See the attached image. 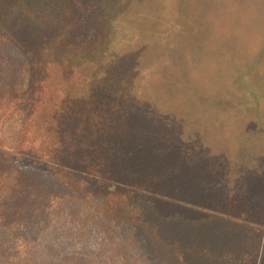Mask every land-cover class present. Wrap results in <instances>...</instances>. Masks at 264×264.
Returning <instances> with one entry per match:
<instances>
[{
    "label": "trees",
    "instance_id": "1",
    "mask_svg": "<svg viewBox=\"0 0 264 264\" xmlns=\"http://www.w3.org/2000/svg\"><path fill=\"white\" fill-rule=\"evenodd\" d=\"M185 1L0 0V264H112L114 254L120 264H264V195L240 189L254 168L236 174L226 159L219 181L198 180L182 197L190 176L174 175L173 155L184 142L141 115L145 99H183L188 110L190 94L236 112L242 104L229 97L249 92L242 70L230 74L228 96L191 85L194 75L201 85L222 78L223 56L202 31L184 47ZM209 1L198 0L201 11ZM2 46L22 57L20 80L7 77ZM259 92L252 104L264 101ZM93 232L105 260L58 255L59 237Z\"/></svg>",
    "mask_w": 264,
    "mask_h": 264
},
{
    "label": "rangeland",
    "instance_id": "2",
    "mask_svg": "<svg viewBox=\"0 0 264 264\" xmlns=\"http://www.w3.org/2000/svg\"><path fill=\"white\" fill-rule=\"evenodd\" d=\"M197 3L198 0H186L184 11L180 14L187 31L182 36L183 45L189 49L193 48L195 45L190 46V41L194 40L193 36L198 31H202L203 36L208 35V46L216 53L215 56H223L221 59L223 75L220 79L211 76L208 82L204 79L203 85L200 84L202 81L198 79L199 77L194 75L191 85L210 91L216 98L220 95L213 93L228 96L230 92L232 94L234 92L230 89L229 83L232 82L230 74L242 70L238 74L246 76L247 80L244 83L247 84L249 92L244 97L245 93L237 91V94L229 98L233 103L242 104L243 109L237 106L236 112L223 111L221 107L213 108L207 100L190 94L188 110L184 108L187 106H183L185 103L183 99H145L141 115L147 121L150 120L147 114L154 115L156 122L154 133L157 135L164 136L170 142L172 140L184 142L183 153L173 155L180 169L174 175L190 176V183L184 185V190L180 191L182 197L190 194L194 187L200 186L198 180L203 183L207 180L219 181L221 178L219 176L228 170L226 159H230L235 165L231 171L236 174L242 171L239 170L240 165L250 164L254 168L251 173L245 175L244 183L241 179L238 181L243 184L240 189L256 201L264 195V101L252 104L250 97H247L256 90L260 91L259 94L264 91V59L262 61L259 59L257 63L258 50L264 40V0H218V2L212 0L204 2L202 11ZM216 6L218 9L214 10ZM138 13L142 16V10ZM1 51L6 58L4 69L7 77L11 80H20L24 72L22 57L7 46H2ZM206 63L208 65L210 62ZM253 65L255 70L249 73ZM166 106L174 108L157 109ZM240 109L243 111L240 112ZM188 119L190 122H184ZM258 124L262 132L257 131ZM254 132L259 133L255 135ZM250 140H256L252 149L249 147ZM184 165L187 168L181 171ZM25 173L48 191H62L52 178L37 170H27ZM56 242L61 248V251L57 252L59 256L73 255L83 260L94 256L99 261L107 257L102 253L104 239L97 232H93L85 240L75 241L71 237L62 236L56 239ZM112 257V264L121 263L116 254ZM137 264L144 263L138 260Z\"/></svg>",
    "mask_w": 264,
    "mask_h": 264
}]
</instances>
